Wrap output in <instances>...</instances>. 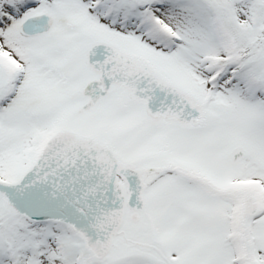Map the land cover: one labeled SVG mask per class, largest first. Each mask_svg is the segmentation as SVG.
Returning <instances> with one entry per match:
<instances>
[{"label":"snow or ice","instance_id":"obj_1","mask_svg":"<svg viewBox=\"0 0 264 264\" xmlns=\"http://www.w3.org/2000/svg\"><path fill=\"white\" fill-rule=\"evenodd\" d=\"M0 264H264V0H0Z\"/></svg>","mask_w":264,"mask_h":264}]
</instances>
